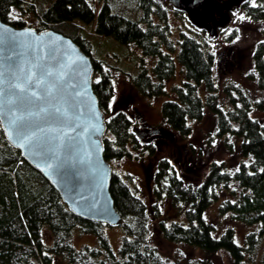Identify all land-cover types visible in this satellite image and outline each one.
Listing matches in <instances>:
<instances>
[{"label": "trees", "instance_id": "obj_1", "mask_svg": "<svg viewBox=\"0 0 264 264\" xmlns=\"http://www.w3.org/2000/svg\"><path fill=\"white\" fill-rule=\"evenodd\" d=\"M24 4V0H0V19L14 27L25 26L22 20L12 18V11L21 10ZM44 4L38 1L36 29L51 28L70 37L92 60V88L107 125L103 156L110 165L130 158L133 151L156 157L160 142L174 134L187 138L190 121L201 120L206 110L216 118L217 136L236 139L243 159L233 170L210 161L202 180L192 185L168 158H157L150 181V206L131 184L130 174L124 177L112 169L109 190L122 220V236L114 251L106 234L109 225L70 212L58 192L7 142L0 128V264H52L54 256L65 264H214L211 256L220 251L232 264H264V120L251 116L253 109L264 113V40L255 45L253 72L248 75L261 97L251 100L239 86L228 83L223 88L227 97L224 106L206 40L199 41L181 30L174 42L168 10L158 1L104 0L97 13L87 0ZM241 8L255 21L264 19V0L245 1ZM105 38L133 44L144 55L145 61L141 59L135 73L123 71L142 97L166 95L165 83L179 65L182 79L172 87L175 99L161 105L166 127L150 126L140 112L133 121L126 110L111 109L114 86L109 68L118 67L109 63L110 56L95 57ZM202 83L204 99L198 91ZM225 143L232 149L233 142ZM220 190L227 196L218 205L219 215L259 226L245 235L243 245L234 241L230 227L215 236V227L203 217L208 206L218 200ZM164 201L176 211L177 218L163 216ZM152 220L165 241L178 244L170 256L151 242ZM43 227L51 234L50 245L42 240ZM76 230L94 235L96 244L75 246L72 235ZM195 252L202 256H195Z\"/></svg>", "mask_w": 264, "mask_h": 264}, {"label": "rangeland", "instance_id": "obj_2", "mask_svg": "<svg viewBox=\"0 0 264 264\" xmlns=\"http://www.w3.org/2000/svg\"><path fill=\"white\" fill-rule=\"evenodd\" d=\"M24 8L13 10L12 18L22 20L25 26L37 28L39 10L38 1L24 0ZM95 9H98L104 0H87ZM168 10V22L172 29V39L178 40L179 31L184 30L190 36L199 41L206 40V49L213 55V77L219 88L220 102L226 106L227 97L223 88L228 83L239 86L251 100L261 97L254 80L248 78L253 72L252 54L257 42L264 40V19L255 21L241 10V3L245 0H208L195 10L187 4V0H180L179 6L175 7L170 0H156ZM44 5H49L52 0H41ZM254 3V0H249ZM32 4L34 6H29ZM243 17V19H241ZM89 30L90 28H85ZM199 33V34H198ZM198 34V35H197ZM108 56H110V59ZM95 57L99 59H110L113 66L118 69L109 68L114 86L113 97L110 100L111 109H124L131 115L133 121L136 113L140 112L145 121L153 127H166L161 115V105L165 100L175 99L172 93V87L178 85L182 79V72L179 65L176 64V72L172 79L165 83L166 95L147 98L139 95L130 81L123 73H135L138 65L144 55L140 49L133 44H122L114 39L105 38L101 45H98ZM153 59V58H152ZM151 65V60H146ZM149 68V67H148ZM199 95L204 99V84L198 86ZM251 116L264 120V113L252 110ZM191 134L187 138H181L174 134L157 145L158 154L154 158L146 154L141 155L139 151H133L130 158H122L112 161L111 165L114 171L126 177L132 176L131 184L137 188L138 194L150 206L152 195L150 190V181L153 174L155 160L159 157L168 158L176 168L179 175L186 181L195 185L201 181L206 172L207 164L214 161L223 165L227 170H233L243 159L237 149V140L233 137L226 138L217 136L216 118L205 111L201 120H192ZM225 142H233L232 149H228ZM218 200L212 202L204 211L203 217L206 221L215 227L214 235L218 236L225 228H232L234 231V241L244 244V237L251 231H256L258 225H245L232 221L228 215L218 214V205L220 201L226 198V193L220 190ZM163 216L167 219H175L178 214L169 206L168 201H164L162 206ZM180 217L183 218L181 215ZM156 221L151 222L150 240L157 246L159 251L170 256L178 244L165 241L155 227ZM106 234L110 245L114 251H117L122 229L119 226H107ZM42 240L44 244L50 245L52 241L51 234L46 227L42 229ZM72 243L80 247L81 245L94 246L96 238L92 234H82L76 230L72 235ZM195 256H202L195 252ZM214 264H232L230 257L223 251L211 256ZM52 264H65L57 256L53 257Z\"/></svg>", "mask_w": 264, "mask_h": 264}, {"label": "water", "instance_id": "obj_3", "mask_svg": "<svg viewBox=\"0 0 264 264\" xmlns=\"http://www.w3.org/2000/svg\"><path fill=\"white\" fill-rule=\"evenodd\" d=\"M207 1L187 4L197 10ZM170 2L177 7L180 0ZM12 33L17 37V65L23 70L16 82L25 89H9V77L0 75V128L5 139L58 192L70 212L120 226L109 190L112 168L103 156L107 125L92 88L91 58L70 37L51 28H18L0 19V72L7 68L4 37ZM31 73L33 82L27 83ZM11 120L32 137L30 142L17 136Z\"/></svg>", "mask_w": 264, "mask_h": 264}, {"label": "snow or ice", "instance_id": "obj_4", "mask_svg": "<svg viewBox=\"0 0 264 264\" xmlns=\"http://www.w3.org/2000/svg\"><path fill=\"white\" fill-rule=\"evenodd\" d=\"M243 19V17H241ZM7 41V48L4 53V59L7 62V68L5 72H0V75H7L9 77V89H19L20 92H23L25 89V84L16 82L19 80L20 75L22 73V69L17 65V37L15 33L8 34L6 37H4ZM48 75H51V73H47ZM35 73H31L25 77L27 83L33 82V76ZM43 83V80L36 81L37 86L39 84ZM31 96L36 97L38 94L36 92H31ZM10 125H13L16 127V132L18 137H22L25 139V141L30 142L32 137L26 136L24 133V130L21 126L18 125L17 121L11 120L9 121ZM43 154V153H38ZM50 158V157H49ZM52 165L50 164L49 167Z\"/></svg>", "mask_w": 264, "mask_h": 264}, {"label": "flooded vegetation", "instance_id": "obj_5", "mask_svg": "<svg viewBox=\"0 0 264 264\" xmlns=\"http://www.w3.org/2000/svg\"><path fill=\"white\" fill-rule=\"evenodd\" d=\"M245 1H249V0H245ZM245 1H244V2H245ZM242 3H243V2H242ZM242 3H241V5H242ZM241 10H242V8H241Z\"/></svg>", "mask_w": 264, "mask_h": 264}]
</instances>
